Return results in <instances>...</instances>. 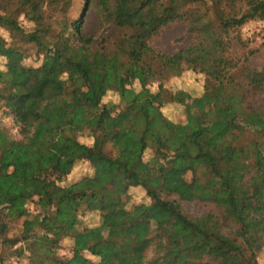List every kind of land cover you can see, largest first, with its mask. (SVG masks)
<instances>
[{
    "label": "trees",
    "instance_id": "1",
    "mask_svg": "<svg viewBox=\"0 0 264 264\" xmlns=\"http://www.w3.org/2000/svg\"><path fill=\"white\" fill-rule=\"evenodd\" d=\"M83 1L72 19L74 0H0V115L18 131L0 129L3 243L25 244L28 264H260L264 67L234 56L229 34L264 21V0ZM90 11L106 28L100 40L85 32ZM147 11L154 21L141 32ZM179 21L191 46L151 47ZM28 48L41 65L26 64ZM185 72L204 78L199 94L167 87ZM170 107L184 122L170 123ZM85 162L94 174L63 184ZM130 189L144 200L129 205ZM181 200L207 209L189 215ZM91 214L98 226L85 223ZM100 227L104 247L93 240Z\"/></svg>",
    "mask_w": 264,
    "mask_h": 264
},
{
    "label": "rangeland",
    "instance_id": "2",
    "mask_svg": "<svg viewBox=\"0 0 264 264\" xmlns=\"http://www.w3.org/2000/svg\"><path fill=\"white\" fill-rule=\"evenodd\" d=\"M83 0H74L72 2V8L70 17L78 18L82 15ZM153 14L151 11H147L146 15L141 19L143 28H140L141 32H147V26L153 24ZM249 25L250 31L248 33L243 32V28ZM244 25L241 31L231 32L230 35V49L234 56L241 57L242 59L248 58L247 64L251 68L262 69L264 67V21L254 20ZM28 28L32 27L30 23H26ZM84 29L88 35H92L94 39L100 40L101 37L107 33L106 28L97 19L94 12H88L84 19ZM250 33V34H249ZM5 39H10V34L3 31ZM238 36V38H236ZM194 43V37L188 32V23L185 21L174 22L167 27L163 28L160 34L153 36L150 40L151 47L161 50L166 53H174L178 50L187 48ZM29 57L26 60L27 65L39 66L43 63V59H39L35 56V50L28 48ZM5 60L0 58V69H3ZM204 85V78L193 72H185L180 78L172 79L167 83V87H186L192 90V95L199 94L202 91ZM156 87V86H155ZM190 103L192 101H189ZM255 104L260 106L264 110V93L258 97ZM165 115L169 119L170 123L175 125L184 122L185 118L182 111L179 108L170 107L165 110ZM8 128L15 136H18L17 128L15 127L14 120L11 117L5 118L0 115V129ZM95 169L88 162L79 164L73 174L68 177L63 184H70L76 182L84 177L92 176ZM174 185H178L174 183ZM179 187V186H178ZM179 192L181 196L188 197L189 189L186 184L180 186ZM129 205L134 203H141L144 200V192L141 189H130L129 190ZM181 205L186 213L192 216H196L206 211V207L198 205L194 202L181 200ZM109 202H102L98 204V209L103 212L109 208ZM33 208V207H32ZM98 214H91L85 219V223L90 227H95L100 224ZM23 221L10 222V232L6 234L8 239L19 237L21 234L20 229L22 228ZM108 229L100 227L93 234V240L100 247H104V243L108 237ZM3 239V238H2ZM0 238V258L2 264H11L13 258H21L28 264L29 253L24 251V254H20V250L25 249L26 245L19 243L16 246L6 245ZM69 242H65L59 253L64 256H69ZM108 256V255H107ZM258 261L260 264H264V249L258 252Z\"/></svg>",
    "mask_w": 264,
    "mask_h": 264
},
{
    "label": "built area",
    "instance_id": "3",
    "mask_svg": "<svg viewBox=\"0 0 264 264\" xmlns=\"http://www.w3.org/2000/svg\"><path fill=\"white\" fill-rule=\"evenodd\" d=\"M250 31L249 25H246L243 28V32L246 34ZM250 34V33H249ZM11 264H26L21 258H13Z\"/></svg>",
    "mask_w": 264,
    "mask_h": 264
}]
</instances>
